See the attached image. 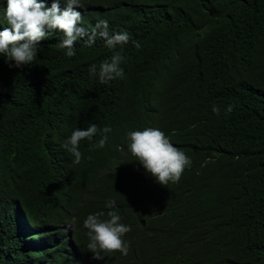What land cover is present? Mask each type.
Here are the masks:
<instances>
[{
  "label": "trees",
  "instance_id": "obj_1",
  "mask_svg": "<svg viewBox=\"0 0 264 264\" xmlns=\"http://www.w3.org/2000/svg\"><path fill=\"white\" fill-rule=\"evenodd\" d=\"M6 7L0 0V31ZM78 10L88 30L104 19L129 42L78 39L69 58L57 31L30 65L0 55V207L25 200L41 228L52 218L35 202L60 201L52 243L20 253L0 229V264H264V0H81ZM114 51L124 76L101 83L89 69ZM93 123L112 129L106 146L82 140L74 164L62 145ZM145 128L191 159L178 183L161 185L129 151L127 132ZM109 200L131 226L129 252L97 260L79 222L108 219Z\"/></svg>",
  "mask_w": 264,
  "mask_h": 264
},
{
  "label": "clouds",
  "instance_id": "obj_2",
  "mask_svg": "<svg viewBox=\"0 0 264 264\" xmlns=\"http://www.w3.org/2000/svg\"><path fill=\"white\" fill-rule=\"evenodd\" d=\"M61 3L64 4L63 8ZM80 6L81 0H52L50 7L46 5L45 0H7L5 17L8 27L0 31V55L14 61L17 67L30 65L37 56V45L57 31L63 34L59 47L66 49L65 56L69 58L76 55L74 46L78 39H84L85 43L91 46L99 35L104 38L109 49L129 42L130 37L126 31L109 35L108 21L104 19L98 20L94 28L88 30L82 25V13L78 10ZM132 43L136 48L141 47L138 41ZM123 60L121 53L114 51L109 59L101 62L98 73L96 65H92L89 71L98 75L101 83L123 78L124 71L121 68ZM233 108V105H229L226 111L231 112ZM212 111L219 115L220 110L217 106H213ZM111 131L110 127L100 129L93 123L85 129L74 130L62 146L74 157L73 163L79 164L82 159L80 142L84 139L91 141L94 136L100 135L101 139L92 147L104 148L108 140L107 134ZM127 139L131 154L161 185L167 186L169 182L178 183L185 168L191 166V159L176 148L160 129L132 130L127 132ZM25 203V200L15 196L0 207V229L6 234L4 242H11L20 253L25 251L26 245L39 238H47L50 243L54 241L57 236L56 207H60V201L57 199L50 203L39 198L35 205L44 211L45 216L52 219L38 228L31 218L30 208ZM115 205V200L106 202V207L110 209L107 212L108 219H101L105 213L98 212L89 214L79 222L88 236L87 249L93 254L94 259H104L106 255L117 251L122 255L129 252V242L123 237L131 231V226L121 223L122 217L118 211L111 210ZM74 226L75 221L67 213L62 219L60 230L67 233L66 239L69 241ZM42 251L49 254L52 247H44Z\"/></svg>",
  "mask_w": 264,
  "mask_h": 264
}]
</instances>
